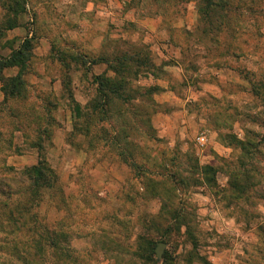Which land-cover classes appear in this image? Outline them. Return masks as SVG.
Masks as SVG:
<instances>
[{
  "label": "rangeland",
  "instance_id": "1",
  "mask_svg": "<svg viewBox=\"0 0 264 264\" xmlns=\"http://www.w3.org/2000/svg\"><path fill=\"white\" fill-rule=\"evenodd\" d=\"M18 1L34 46L0 105V183L41 159L57 183L0 195V264H148L149 239L157 264H264V0H211L205 21V0ZM105 57L132 73L94 113Z\"/></svg>",
  "mask_w": 264,
  "mask_h": 264
},
{
  "label": "trees",
  "instance_id": "2",
  "mask_svg": "<svg viewBox=\"0 0 264 264\" xmlns=\"http://www.w3.org/2000/svg\"><path fill=\"white\" fill-rule=\"evenodd\" d=\"M206 6L199 7V12L201 14L202 20L209 16V9L213 6L211 0L204 1ZM220 8L226 10L229 5V0H220ZM1 7L4 11L7 12L9 16L6 22V29L13 30L18 26L19 17L24 12L25 7L18 0H6ZM33 38H27L19 46L18 50L12 52V55L9 58H0V84H2V91L5 94L4 102L0 103L6 104L9 100L21 99L23 96V88L26 86L25 76L27 73V64L30 61V56L33 52L34 42ZM128 59L126 57L122 59H115L117 66H114L113 61H110L109 58L105 57L104 59H99L96 64L103 63L108 66L109 70L111 69L116 76V80L106 79L105 77L97 76L94 78V83L98 87V93L100 100L97 103V106H91V112H96V110H103L111 102L112 97H121L125 96L124 90L126 87V75H130L132 71L127 67L126 63ZM125 63V64H124ZM17 68L19 69L18 74L15 77L7 78L4 75V72L8 69ZM264 89V87H262ZM156 92V90H154ZM124 99V98H123ZM75 112L77 117L82 113V108L76 104ZM40 156V155H39ZM43 158V157H41ZM208 173L214 176L213 169L206 168ZM23 176V177H22ZM19 177L15 184L9 180L1 181L0 183V192L1 196H5L8 199L11 197L23 198L25 196L38 197L42 189L51 190L57 183V179L53 170L48 166L46 162L41 159L36 166L29 168L24 171L23 175ZM7 190V191H6ZM47 232V231H46ZM59 236L54 232L47 234H42L41 232H36L35 236L44 238L51 241V244H54V236ZM34 236V237H35ZM66 238V235H62ZM155 242L152 239L147 240L146 246L143 249L142 260L148 264H157L154 252ZM164 263H172V258L170 254H164Z\"/></svg>",
  "mask_w": 264,
  "mask_h": 264
},
{
  "label": "crops",
  "instance_id": "3",
  "mask_svg": "<svg viewBox=\"0 0 264 264\" xmlns=\"http://www.w3.org/2000/svg\"><path fill=\"white\" fill-rule=\"evenodd\" d=\"M92 5V10H96L97 8L100 7L99 3L98 4H95V3H91ZM23 16V17H19V22H18V26L12 30V32H16V34L19 35V38H13L15 40V42L17 43V46H15V50H18L19 49V46L18 43H22L25 39H27V37H31L33 35V33H30V31L27 29V26H28V19L27 17L29 16ZM31 21H33L31 19ZM9 70V69H8ZM11 70H13V76H7L8 77H15L17 74H18V71L19 69L17 68H12ZM5 100V94L4 92L2 91V84H0V103L4 102Z\"/></svg>",
  "mask_w": 264,
  "mask_h": 264
},
{
  "label": "built area",
  "instance_id": "4",
  "mask_svg": "<svg viewBox=\"0 0 264 264\" xmlns=\"http://www.w3.org/2000/svg\"><path fill=\"white\" fill-rule=\"evenodd\" d=\"M208 142H207V139L205 138V137H198L197 138V144H198V146L200 147V148H205V147H207V144Z\"/></svg>",
  "mask_w": 264,
  "mask_h": 264
},
{
  "label": "water",
  "instance_id": "5",
  "mask_svg": "<svg viewBox=\"0 0 264 264\" xmlns=\"http://www.w3.org/2000/svg\"><path fill=\"white\" fill-rule=\"evenodd\" d=\"M164 249H165V245L164 244H160L158 249H157L158 256H161L163 254Z\"/></svg>",
  "mask_w": 264,
  "mask_h": 264
}]
</instances>
